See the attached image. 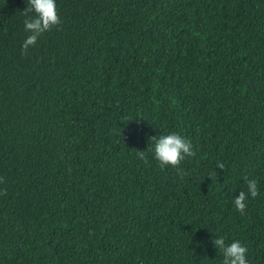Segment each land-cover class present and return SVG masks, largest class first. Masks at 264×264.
<instances>
[{
	"label": "trees",
	"instance_id": "1",
	"mask_svg": "<svg viewBox=\"0 0 264 264\" xmlns=\"http://www.w3.org/2000/svg\"><path fill=\"white\" fill-rule=\"evenodd\" d=\"M56 3L25 52L0 0V264H221L214 234L264 264V0Z\"/></svg>",
	"mask_w": 264,
	"mask_h": 264
},
{
	"label": "clouds",
	"instance_id": "2",
	"mask_svg": "<svg viewBox=\"0 0 264 264\" xmlns=\"http://www.w3.org/2000/svg\"><path fill=\"white\" fill-rule=\"evenodd\" d=\"M24 31L29 33L24 39L22 49L26 52L30 47L37 44L38 39L53 26L60 23L56 0H28L27 8L24 10ZM34 14V15H33ZM154 147L152 149L155 160L161 167L179 168L181 162L195 156L194 146L185 136L172 132L150 138ZM144 158V151L138 153ZM223 169V164H218ZM260 194L258 181L246 178V189L234 196L232 201L235 209L244 214L249 198H256ZM213 244L216 251L222 254L221 264H249L248 249L240 241L226 242L223 235L214 234Z\"/></svg>",
	"mask_w": 264,
	"mask_h": 264
}]
</instances>
